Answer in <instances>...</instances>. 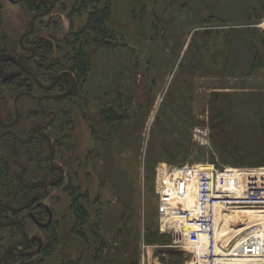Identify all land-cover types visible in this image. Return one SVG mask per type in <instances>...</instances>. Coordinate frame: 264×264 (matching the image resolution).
<instances>
[{"label":"rangeland","instance_id":"1","mask_svg":"<svg viewBox=\"0 0 264 264\" xmlns=\"http://www.w3.org/2000/svg\"><path fill=\"white\" fill-rule=\"evenodd\" d=\"M108 1L115 32L110 46L92 36L83 45L89 65L77 89L60 100H41L57 112L46 132L55 162L67 167L64 183L46 200L58 238L44 264H142L143 255L145 264H189L190 249L171 247L174 236L161 229L157 171L162 164L264 166V0ZM76 2L54 0V15L37 19L35 29L70 38L89 14ZM32 15L27 2L0 0V29L14 48ZM73 52L62 44L61 64L46 83L72 67ZM20 87L0 78V120L13 121L16 104L15 129L26 141L33 122L49 118L30 112L40 109L41 87L15 101ZM105 108L117 111V120L105 117ZM196 128L207 131L208 143L194 137ZM0 155V201L17 205L25 196L20 176L43 173L50 147L40 137L24 144L9 136L0 142ZM67 185L82 194L85 223ZM27 218L29 235L51 239ZM15 232L0 228V252Z\"/></svg>","mask_w":264,"mask_h":264},{"label":"built area","instance_id":"2","mask_svg":"<svg viewBox=\"0 0 264 264\" xmlns=\"http://www.w3.org/2000/svg\"><path fill=\"white\" fill-rule=\"evenodd\" d=\"M194 137L208 143L202 128ZM156 194L161 229L174 236L171 247L190 249V264H264V166L162 164ZM236 212L242 216L230 221L236 232L217 236L222 216Z\"/></svg>","mask_w":264,"mask_h":264},{"label":"flooded vegetation","instance_id":"3","mask_svg":"<svg viewBox=\"0 0 264 264\" xmlns=\"http://www.w3.org/2000/svg\"><path fill=\"white\" fill-rule=\"evenodd\" d=\"M22 1L24 3L27 2L31 6L33 15L31 16L29 26L19 37V49L11 46L14 41L9 42L4 30L0 29V78L3 83H13L18 89L19 86H22L20 87L22 90L18 93L15 101H18L21 97H34V86L37 85L41 87L43 93L37 95L40 109H31L30 112L34 115H40L42 113L43 116H48L49 120L37 121V123L33 122L31 129L32 134L24 141L21 139V132L15 129L21 117L20 108L15 104V119L11 122H7L3 119L0 120L1 127L4 126V129L0 131V142L3 138H8L10 136L24 144H29L30 141L40 137L47 140L49 145V141L44 135L46 134L50 137L46 130L55 121L57 112L53 109L45 108L42 101L39 99L42 98V100H45L48 98L60 100L61 98L73 94L79 86L77 83V81L79 82L77 72L71 68L56 72L51 82H45V77H49L50 72L53 71L52 67L61 64L58 54L62 49V44L67 43L69 46L72 45L70 42L74 39V34L70 38L68 37L69 35L58 37L43 33L40 28L35 29V26H37V19L44 18L50 14L54 15V0ZM34 16L37 17L33 24L32 19ZM49 25H51V22L48 21L46 28H48ZM56 88H59L60 93H53ZM56 96L59 97L54 98ZM25 131L26 134H28L30 129L29 131ZM50 139L52 140L51 137ZM49 161L51 164L46 167L47 169L45 168L43 170V173H34L35 177L30 176V178L25 177V174L23 175L24 178L20 176L22 183L20 188L24 191L23 195L25 196L19 198L22 200L19 204L14 205L11 202L0 201V203L7 204L14 208H23L14 211L8 207L0 206V222L11 223L7 226L0 225V228H16L15 233H10L8 235V240H10L9 243L2 247V252H0V264H44V259L51 254L49 253L52 249V245L49 244L50 237L45 235L42 238L36 234L29 235L27 231L28 224L26 222L28 219L27 217H30L32 221L44 231L51 232L52 229L56 228L57 218L46 203V200L51 197L54 188L60 187L64 183L67 167L56 163L55 158L54 162H52L51 156ZM50 168L53 169V172H59V174L51 175L53 172H51L52 170ZM24 170L26 171V169ZM14 175V172H11L7 177V179H9L7 183L10 184V186H12ZM65 188L69 190L72 187L71 185H67ZM20 234H22V236L18 239L17 236Z\"/></svg>","mask_w":264,"mask_h":264},{"label":"trees","instance_id":"4","mask_svg":"<svg viewBox=\"0 0 264 264\" xmlns=\"http://www.w3.org/2000/svg\"><path fill=\"white\" fill-rule=\"evenodd\" d=\"M78 8L89 11L86 24L74 33L73 40L70 42L74 52L72 57L71 69L77 72V76H84L87 73L89 65L87 53L84 51L83 45L90 41L93 36L103 46L109 47V41L115 36V32L109 27V19L112 15V5L108 0H77ZM189 83V82H188ZM103 111L105 117L112 121L117 120L118 113L113 108H105ZM3 158L0 155V165ZM73 188V187H72ZM72 195V206L79 221L85 223L88 218V211L79 201L81 193L69 189ZM82 233L81 231H79ZM58 238V234L54 229L51 230V242ZM53 247V246H52Z\"/></svg>","mask_w":264,"mask_h":264},{"label":"bare ground","instance_id":"5","mask_svg":"<svg viewBox=\"0 0 264 264\" xmlns=\"http://www.w3.org/2000/svg\"><path fill=\"white\" fill-rule=\"evenodd\" d=\"M235 216H238L239 218L242 217L239 212L238 213L236 212L231 216L229 215L222 216V219H221L222 222L219 223L218 228H217V236L230 238L232 236V235L230 236L231 232H236V230H234V226L230 224V221L235 219ZM177 217L181 220H185L188 216L186 217L184 214L178 213ZM252 218H253V215H251V219Z\"/></svg>","mask_w":264,"mask_h":264},{"label":"water","instance_id":"6","mask_svg":"<svg viewBox=\"0 0 264 264\" xmlns=\"http://www.w3.org/2000/svg\"><path fill=\"white\" fill-rule=\"evenodd\" d=\"M36 17H37V16H34V18L32 19L33 24H34V21H35ZM57 97H59V96H56V97H54V98H57ZM39 100L41 101L42 98H40ZM44 136H45V137L48 139V141H49V145H50V148H51V158H52V162H54L55 155H54V150H53V146H52V140H51L50 137H48L46 134H45ZM60 179H61V178H60ZM60 179H59V180H60ZM54 183H55V182H54ZM0 206L8 207V208H10L11 210H14V211H18V210H20V209H23V208H14V207H11V206H9V205H7V204H4V203H0ZM9 224H11V223H3V222H0V225H4V226H7V225H9Z\"/></svg>","mask_w":264,"mask_h":264}]
</instances>
